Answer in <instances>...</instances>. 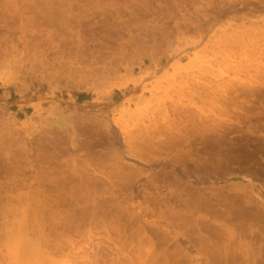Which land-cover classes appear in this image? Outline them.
I'll list each match as a JSON object with an SVG mask.
<instances>
[{
  "label": "rangeland",
  "instance_id": "rangeland-1",
  "mask_svg": "<svg viewBox=\"0 0 264 264\" xmlns=\"http://www.w3.org/2000/svg\"><path fill=\"white\" fill-rule=\"evenodd\" d=\"M0 264H264V0H0Z\"/></svg>",
  "mask_w": 264,
  "mask_h": 264
}]
</instances>
